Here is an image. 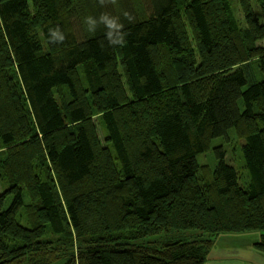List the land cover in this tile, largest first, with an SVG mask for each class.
Instances as JSON below:
<instances>
[{
    "label": "trees",
    "instance_id": "trees-1",
    "mask_svg": "<svg viewBox=\"0 0 264 264\" xmlns=\"http://www.w3.org/2000/svg\"><path fill=\"white\" fill-rule=\"evenodd\" d=\"M257 6L243 29L232 0H0V264H65L75 246L88 264H206L217 236L264 231ZM231 130L241 167L222 145L199 165Z\"/></svg>",
    "mask_w": 264,
    "mask_h": 264
},
{
    "label": "rangeland",
    "instance_id": "rangeland-1",
    "mask_svg": "<svg viewBox=\"0 0 264 264\" xmlns=\"http://www.w3.org/2000/svg\"><path fill=\"white\" fill-rule=\"evenodd\" d=\"M233 8L236 13V16L240 22L241 27L244 29L249 25V15H246V12L258 9V0H249V3L246 4V7H243L241 0H232ZM251 4L254 7H251ZM239 58H233L228 62L224 63L222 66H219V69L235 68L240 64ZM64 100H69V97L65 95ZM91 125L93 128V133L96 134L98 145L102 148H111L113 149L112 144L108 141V136L106 129L104 128L101 118L99 115H95L91 118ZM244 143V139L241 138L237 132L231 130L227 136V139L220 138L216 139L213 142L212 148L202 154L197 156V161L201 166H208L210 168H215L218 164V160L215 157L213 148L222 145L225 147L227 152V163L231 164L237 168H240L243 164L242 153H241V144ZM7 148H4L0 144V153L6 152ZM50 169L48 165H44L39 170ZM3 173V172H2ZM2 185V186H1ZM6 184H2L0 180V190H3ZM29 201V199H28ZM70 237L75 239V231L69 230ZM264 231H254L248 233H223L215 239L216 246L213 252V256L216 257H233L237 261H243L240 264H264V253L259 251L256 248V244L261 240ZM47 237H55L52 234L48 233ZM167 239L165 234H159L156 236H151L140 240L139 245H146L151 247H159L162 242ZM74 257L70 259L65 264H88L87 261L81 257L79 254V246H75ZM250 261V262H249ZM227 264H234L232 261H226Z\"/></svg>",
    "mask_w": 264,
    "mask_h": 264
},
{
    "label": "clouds",
    "instance_id": "clouds-1",
    "mask_svg": "<svg viewBox=\"0 0 264 264\" xmlns=\"http://www.w3.org/2000/svg\"><path fill=\"white\" fill-rule=\"evenodd\" d=\"M125 17L131 19L128 13H125ZM101 19L104 20V21H106V23H107V27H108L109 29H115V28H122V27H123L122 24H120V23L117 24V23L114 22L113 19H109V16H108V15H103V16H101ZM115 20H117V19L115 18ZM86 23H88V24H93V23H94L93 18H92V17H88V18H86ZM93 30H94V29H92V30H90V31H93ZM107 38H108V40H109V42H110L111 44H113V43L123 44V42H124V36L122 37L121 41H119V42H113V41H111V33H110V32L107 33ZM62 39H64V38H62Z\"/></svg>",
    "mask_w": 264,
    "mask_h": 264
},
{
    "label": "crops",
    "instance_id": "crops-1",
    "mask_svg": "<svg viewBox=\"0 0 264 264\" xmlns=\"http://www.w3.org/2000/svg\"><path fill=\"white\" fill-rule=\"evenodd\" d=\"M213 252L210 253L206 264H227L226 261H232V262H234V264L243 263V261H240V260L237 261V263H236V259H234L233 257H216V256H213Z\"/></svg>",
    "mask_w": 264,
    "mask_h": 264
}]
</instances>
